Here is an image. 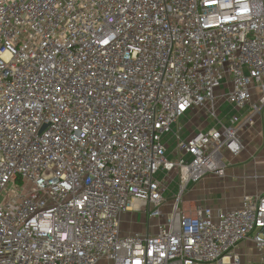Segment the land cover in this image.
Returning <instances> with one entry per match:
<instances>
[{
  "label": "built area",
  "instance_id": "obj_1",
  "mask_svg": "<svg viewBox=\"0 0 264 264\" xmlns=\"http://www.w3.org/2000/svg\"><path fill=\"white\" fill-rule=\"evenodd\" d=\"M223 102L264 108V0H0V264H264V194L181 208L243 150ZM194 110L220 128L182 138Z\"/></svg>",
  "mask_w": 264,
  "mask_h": 264
},
{
  "label": "crops",
  "instance_id": "obj_2",
  "mask_svg": "<svg viewBox=\"0 0 264 264\" xmlns=\"http://www.w3.org/2000/svg\"><path fill=\"white\" fill-rule=\"evenodd\" d=\"M231 116H237L240 124L249 118L253 120L250 125L240 131L243 150L238 156L225 153L223 158L227 166L225 177L208 176L187 190L181 200V208L185 211L202 206L212 208L215 213H218L219 211L241 207L245 196L264 194V108L257 113H254L250 108L238 111L233 110L226 102H223L221 104L220 120L227 125ZM180 123L183 127L182 138L184 139L189 138L196 132H207L213 128H220L218 122L204 110L189 112L182 118ZM167 150L168 157L175 159L177 144H167ZM161 179H163V176H161ZM126 215L128 214L123 215V218ZM144 220L143 222L146 223L144 228L140 225L135 230L129 228L132 227V223H127L124 226L122 221L123 232L125 234L134 232L157 233V227L161 220L148 219L146 216H144ZM238 252L241 254L242 264H254L256 261V264H262L256 252L253 236L242 243ZM228 263L229 260L226 259L224 264Z\"/></svg>",
  "mask_w": 264,
  "mask_h": 264
},
{
  "label": "rangeland",
  "instance_id": "obj_3",
  "mask_svg": "<svg viewBox=\"0 0 264 264\" xmlns=\"http://www.w3.org/2000/svg\"><path fill=\"white\" fill-rule=\"evenodd\" d=\"M164 180H165V196L167 194V198H168V202L169 201H173L176 200L177 195L179 194L178 189H179V182H178V174L177 172L172 173L171 175H169V177L167 176H163ZM178 185V186H177ZM128 215H126L125 218H123V225L125 226L127 223L129 224H133L132 227H129L130 229L132 228V230H135L136 227H139L140 225H142L144 228V224H146L144 220V214L141 212H130L127 213ZM128 224V225H129ZM146 228V227H145ZM143 231V230H142ZM257 262V261H256ZM256 262L254 264H256Z\"/></svg>",
  "mask_w": 264,
  "mask_h": 264
},
{
  "label": "bare ground",
  "instance_id": "obj_4",
  "mask_svg": "<svg viewBox=\"0 0 264 264\" xmlns=\"http://www.w3.org/2000/svg\"><path fill=\"white\" fill-rule=\"evenodd\" d=\"M138 204H139L138 202H135V207H138V206H137Z\"/></svg>",
  "mask_w": 264,
  "mask_h": 264
}]
</instances>
